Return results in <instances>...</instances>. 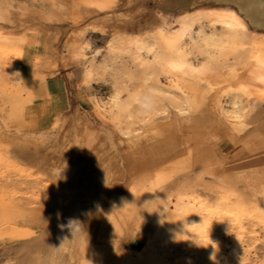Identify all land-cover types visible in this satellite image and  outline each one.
I'll return each instance as SVG.
<instances>
[{
  "label": "rangeland",
  "instance_id": "374dc122",
  "mask_svg": "<svg viewBox=\"0 0 264 264\" xmlns=\"http://www.w3.org/2000/svg\"><path fill=\"white\" fill-rule=\"evenodd\" d=\"M0 9L9 264H133L146 245L145 264H264V82L257 98L237 81L214 84L208 98L199 80L173 91L153 64L177 44L209 74L264 64V28L240 14L246 31L234 32L220 15L237 12L235 0H0ZM183 16L187 31L171 40ZM78 47L84 57H71ZM60 71L91 93L50 115L43 84ZM150 169L146 181L135 175ZM100 209L103 222L89 227Z\"/></svg>",
  "mask_w": 264,
  "mask_h": 264
},
{
  "label": "bare ground",
  "instance_id": "6f19581e",
  "mask_svg": "<svg viewBox=\"0 0 264 264\" xmlns=\"http://www.w3.org/2000/svg\"><path fill=\"white\" fill-rule=\"evenodd\" d=\"M235 6L237 9V12H235L234 10H229V11H225L223 14L220 15L221 18L226 17V18L231 19V21L235 25L234 32H237L236 30H239V29H244V30L246 29V24H245L243 18H245L255 28H264V0H235ZM208 11H210V10H208ZM201 12H202V10H197L195 13L197 15H200V14H202ZM7 13H8L7 10L0 9V19H4L5 16L7 15ZM240 14L243 15V18H241ZM209 15H213V14L211 13ZM223 19H225V18H223ZM225 26H226L225 28H229V23L226 22ZM187 28H188L187 18L183 16L182 18H180L178 20V27L176 28L175 32L169 33L168 37L171 40H175L178 38L180 39V38H182V36L187 31ZM111 34H113V35L110 39V42L115 40V37H116V35L114 33H111ZM117 40H119V39H117ZM129 42H131V41H129ZM209 42L210 43L215 42L213 33L210 34ZM132 45H133V43H132ZM176 46L177 47L174 49V51L172 52L171 55H166V54H162V53H158V52L154 53V55H153V64L158 66L161 69V71L165 75H167L169 82L173 86V91L176 88H178V90L181 89V86L184 85L183 83L185 82L186 79L199 80V81L205 83V86H206L205 93H206V96L209 98L211 95L210 91H212V87L214 86V84H219L222 82L237 81L238 85L236 87L243 88L246 91L247 96H249V97L253 96L256 98L259 96V94H258L259 92L255 86V82H257V81L258 82H264V64H262L261 61L248 60L246 63H243L239 67H236L235 69L231 68V70H227V72H224L222 74H219V75L209 74L206 71L202 70L201 68L200 69L193 68V66L190 63L185 61L183 53L180 51V47H178L179 45L177 44ZM80 56H83V54L81 53V47L75 48L71 53V57H73V58H77ZM88 74L89 73L86 70V73H85L86 78L88 77ZM185 87L188 88L189 86L188 87L185 86ZM162 90L157 89L158 93L163 92L166 96H170L171 98L173 97L174 98L173 101L176 102V100H178V98H177L178 96H177V94H175V92L173 93V91H168V90L162 91ZM191 90H193V89H191ZM196 90H197V88H196ZM207 105H210V104H207ZM236 105H237V103L235 101H233L234 108L236 107ZM185 109L186 108L177 107L175 109V111L178 114H185V112H186ZM119 134L121 136H125L126 133L123 131H120ZM149 171L151 172L152 169L143 170V171L141 170L138 173H136L135 175L138 176V178L143 182L144 180L146 181V178L150 179V178H148V176L151 177V175L149 174L150 173ZM130 174L132 175L133 173H130ZM133 190H135V189H133ZM131 191H132V189H131ZM101 211L99 214H97L94 217V219L91 221L89 227L95 228V227H97V225L99 223L103 222L104 219H103V215H102ZM24 224H25V222H24ZM0 225H2V223Z\"/></svg>",
  "mask_w": 264,
  "mask_h": 264
},
{
  "label": "crops",
  "instance_id": "0c3cea01",
  "mask_svg": "<svg viewBox=\"0 0 264 264\" xmlns=\"http://www.w3.org/2000/svg\"><path fill=\"white\" fill-rule=\"evenodd\" d=\"M43 90L45 95L49 98L50 115L52 114L62 115L64 113H67L74 107L78 108L85 106V101L83 100V96L81 94L87 96L88 93H91L90 89L87 86L83 85L78 78L76 79L71 72H66V71H60V72H56L54 75H48L44 81ZM108 203L111 204V202ZM100 211L97 214H99ZM147 246L148 245L143 247L137 253L133 261L130 263L145 264L146 257L144 256L143 258L140 259L139 254L143 252L147 248ZM4 251L6 250L5 249L4 250L2 249V251L0 250V264H9L10 260L8 259V255L3 253Z\"/></svg>",
  "mask_w": 264,
  "mask_h": 264
},
{
  "label": "clouds",
  "instance_id": "9594fccd",
  "mask_svg": "<svg viewBox=\"0 0 264 264\" xmlns=\"http://www.w3.org/2000/svg\"><path fill=\"white\" fill-rule=\"evenodd\" d=\"M74 223H76V222L73 221V222H70V223H69V227H70L72 230H73V227H72V226H73Z\"/></svg>",
  "mask_w": 264,
  "mask_h": 264
}]
</instances>
